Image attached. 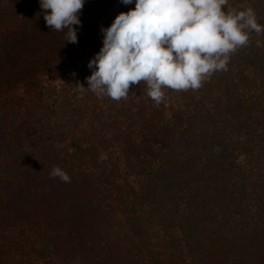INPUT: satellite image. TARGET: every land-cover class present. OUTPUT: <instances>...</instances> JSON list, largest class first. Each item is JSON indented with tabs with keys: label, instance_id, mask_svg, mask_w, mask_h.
<instances>
[{
	"label": "rangeland",
	"instance_id": "374dc122",
	"mask_svg": "<svg viewBox=\"0 0 264 264\" xmlns=\"http://www.w3.org/2000/svg\"><path fill=\"white\" fill-rule=\"evenodd\" d=\"M26 1L0 0V29ZM134 6L112 0L67 78L31 93L28 109L0 94V264H264V32L217 71L205 110L189 100L195 118L160 125L153 140L144 82L119 101L78 86L88 87L101 28ZM248 7L264 25V0H228L225 11ZM53 167L70 182L51 178ZM201 189L195 230L186 193Z\"/></svg>",
	"mask_w": 264,
	"mask_h": 264
},
{
	"label": "clouds",
	"instance_id": "9594fccd",
	"mask_svg": "<svg viewBox=\"0 0 264 264\" xmlns=\"http://www.w3.org/2000/svg\"><path fill=\"white\" fill-rule=\"evenodd\" d=\"M46 25L68 29L66 41L77 43L79 14L85 0H39ZM125 5L133 0H121ZM228 0H134L103 33L102 47L89 60L88 89L98 96L127 99L133 85L144 82L147 95L160 104L163 89L197 90L217 71L227 70L230 55L247 45L249 33L264 32L255 11H225ZM51 178L69 183L70 176L53 167Z\"/></svg>",
	"mask_w": 264,
	"mask_h": 264
},
{
	"label": "trees",
	"instance_id": "16d2710c",
	"mask_svg": "<svg viewBox=\"0 0 264 264\" xmlns=\"http://www.w3.org/2000/svg\"><path fill=\"white\" fill-rule=\"evenodd\" d=\"M111 1L85 0L83 9L79 14L81 24L73 26L77 31V43H71L66 41L68 29L58 32L46 25L44 20L45 10L41 9L39 0H27L11 25L0 29V94L10 96L19 94L20 100L17 101L16 108L18 110H26L28 109L27 105L31 93L38 92L44 85L48 86L55 80H65L69 73V64L91 42L96 31L99 14ZM219 75L220 73L218 74V72L213 73L197 90L174 91L168 89L171 91V100L166 102L167 107L166 105L162 107V104H156L154 113H146L145 115L148 120H151L149 121L151 125L153 123L159 124L157 125L158 128L155 126L153 128V140L156 139L155 133L157 135L158 130H161V126L164 127L169 122L171 124L172 120V124L175 126L176 123L179 124L181 119L184 120V118L187 119L188 117L194 119L196 112L193 110L195 107L200 106L201 110H205V104L208 102L207 98L215 94L214 83H216V78ZM206 92L209 93L207 94ZM191 99L197 101L195 107L191 103L187 104ZM190 109L191 111H189ZM159 115L162 117H159ZM209 116L212 118V115ZM183 122L181 127L187 129V124L185 126ZM167 127L165 126L161 131L165 133ZM140 137L141 140L150 138L149 135L144 133ZM160 138H162V135ZM190 184L192 185V183ZM191 185L189 186L192 187ZM178 194L180 195L181 192L177 193V199H179ZM186 194L188 204L196 208L194 213L182 215L183 219L190 217V226L195 230H199L202 226L203 215L198 212L196 204L205 201L207 195L202 189L196 191L190 197L189 192ZM132 211L134 212V210ZM133 212L131 215H133ZM135 212H137L138 216L143 215V210L136 209ZM135 221L136 223L139 222L138 220ZM159 241L155 238L154 244L158 245ZM199 241L197 238L193 239L190 247L188 246L189 249L196 250L199 248L201 246Z\"/></svg>",
	"mask_w": 264,
	"mask_h": 264
}]
</instances>
